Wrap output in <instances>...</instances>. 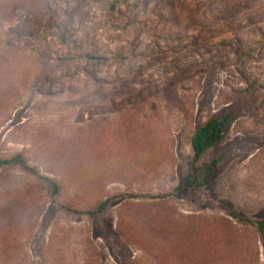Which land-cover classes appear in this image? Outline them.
Returning a JSON list of instances; mask_svg holds the SVG:
<instances>
[{"label": "rangeland", "instance_id": "374dc122", "mask_svg": "<svg viewBox=\"0 0 264 264\" xmlns=\"http://www.w3.org/2000/svg\"><path fill=\"white\" fill-rule=\"evenodd\" d=\"M46 4L0 0V158L57 187L0 168V264H264V0Z\"/></svg>", "mask_w": 264, "mask_h": 264}, {"label": "trees", "instance_id": "16d2710c", "mask_svg": "<svg viewBox=\"0 0 264 264\" xmlns=\"http://www.w3.org/2000/svg\"><path fill=\"white\" fill-rule=\"evenodd\" d=\"M19 1L22 2L26 7L35 11L48 9L46 0ZM82 57L87 61L93 60L96 62H103L104 60H106V57L90 52L82 54ZM237 106V104H234L229 109L219 111L196 127L190 139L191 149L196 159H199L207 150L216 145L227 135L233 123L235 122L237 114L240 110V106ZM15 165L20 166L21 168L46 179L50 182V185L53 189L57 188L54 181L50 180L48 177L40 175V173H38V171L34 167L29 165L22 153L18 152L9 157L0 158V168ZM109 204L110 199L106 198L99 201L95 207L86 209L84 212L89 214L91 217H96L103 213ZM237 217L241 221L250 222V219H247L245 216L237 215ZM255 228L264 244V212L262 217L255 222Z\"/></svg>", "mask_w": 264, "mask_h": 264}]
</instances>
